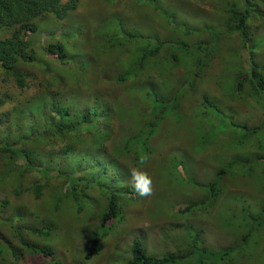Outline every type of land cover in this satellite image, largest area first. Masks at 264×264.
Wrapping results in <instances>:
<instances>
[{
	"label": "rangeland",
	"instance_id": "rangeland-1",
	"mask_svg": "<svg viewBox=\"0 0 264 264\" xmlns=\"http://www.w3.org/2000/svg\"><path fill=\"white\" fill-rule=\"evenodd\" d=\"M153 1L79 0V7L65 20L40 16L21 34L34 54L33 62H20L16 67L25 76L26 86L20 88L12 76L0 70V264H127L136 239L142 241L149 256H181L190 249L187 228L200 235L204 248L197 255L199 259L204 256L202 260L208 264H264V163L259 160L264 149L256 134L243 140L249 135L244 127L264 132V94L256 97L248 92L239 99L232 97L228 81L235 75L229 70L226 74L234 49L239 50L238 58L248 73L247 50L235 35L218 37L219 46L227 47L223 58H204L200 67L204 81L191 88L189 81L200 56L177 51L176 44L210 41L211 32L203 28L217 31L227 16V2L232 0ZM121 22L126 24V33L136 38L127 40L122 48L111 49L106 29L116 31ZM179 25L200 32L187 34ZM251 26L253 45H257L254 57L263 66L264 26ZM32 27L34 31H29ZM17 28H1L0 38L10 37ZM64 35L68 39L63 40ZM146 38L163 46L127 81H117L134 64L136 55L149 46ZM60 45L70 62L63 63L47 53L50 46ZM170 54L175 59H170ZM233 63L236 67L237 60ZM47 89L61 91L60 97L73 102L77 113L87 111L94 101L107 102L118 110L110 116L108 141L101 147L120 164L116 181L124 195L119 198L117 222L114 219L101 226L109 193L96 186L93 173L99 169L86 163L81 173L73 165L74 149L88 153L94 146L78 144L74 132L55 134L47 108L34 112L40 101L47 102ZM152 90L165 100L180 91L179 110L172 109L161 121L154 120L165 109L153 102ZM204 97L212 104L205 110L201 106ZM167 101L169 109L173 99ZM214 107L225 117H217ZM141 125L150 131L149 137L141 135L132 140L135 146L126 148L124 141L139 133ZM101 126L103 123L99 131ZM26 154L30 155L28 162ZM144 157L147 161L141 166ZM138 166L153 180L150 196L141 197L132 187L130 172ZM35 168L63 173L42 177ZM221 171L224 175L211 203L208 188ZM68 173L83 178L74 193L67 185ZM38 186L41 189L36 196L33 191ZM190 200L204 204L185 215L172 211ZM95 234L100 236V245L86 261V249ZM20 238L51 254L44 257L37 251L34 255ZM233 246L237 252L232 260L227 256L211 263L212 251ZM185 262L176 264L190 263Z\"/></svg>",
	"mask_w": 264,
	"mask_h": 264
},
{
	"label": "trees",
	"instance_id": "trees-1",
	"mask_svg": "<svg viewBox=\"0 0 264 264\" xmlns=\"http://www.w3.org/2000/svg\"><path fill=\"white\" fill-rule=\"evenodd\" d=\"M149 1L151 3H154L153 0ZM227 3L230 5L229 9L227 10V16L225 19H223L222 23L217 26L218 30H212V28L210 27L203 28L204 30L208 29V31L211 32L210 41L199 40L198 42H192V44L190 45L185 42H180V44L176 43L178 45L177 51L183 50L186 54H199L200 56V62L196 64L197 70H195L193 73V79L189 81L190 87L195 88L198 82L202 83L204 81V75L202 76L200 68L203 66L204 58H210L213 56H218L219 59L223 58V51L227 47L223 49L222 45L219 46L218 37L235 35L241 39L240 42L242 45V49L247 50L249 69L247 73V70L245 71L242 66V58H238L239 50L234 49V55L233 57L231 56V64L226 68V74L229 70L231 72L233 71L235 75V77L230 82L228 81V93L232 97H235L237 99L241 98L242 96L244 97L245 95L247 96L248 92L250 96L263 97L264 65L260 66V64L255 60L254 57V50L257 48V45H253V37H255V33L251 29V25L256 24L257 29L264 26V0H232L228 1ZM78 7L79 0H0V29L5 27H19L17 29H14L10 37L3 39L0 38V70L12 76L16 80L18 86L20 88H24L26 86L25 76L20 74L16 70V67L20 62H33L34 54L32 51V47L29 46L28 43L26 44L21 40V34H25L27 32V28H29L33 24V21L40 16L52 15L58 21L65 20L67 19L69 14L75 11ZM116 27V31L106 29V31H108L105 35L109 48H122L123 46H125L127 40L133 39V37L136 38V36H134L133 34L126 33V24L124 22L119 23ZM181 27L187 32V34H192L194 36L198 35L200 32L199 30L188 29L185 26L179 25V28ZM24 28L25 30L23 32L22 29ZM32 30L33 27L29 29V31ZM67 37L68 35H64L62 38L63 40H65ZM146 40L148 41L149 46L145 48L146 50L142 52L140 56L136 55V58H138H134V64L130 65L124 75L122 74V76L117 78V81H127L128 78L132 76V74H135L138 71V69L140 71V69L144 68L143 65L147 57L155 55L158 49L163 46L162 43L151 41L149 38H146ZM151 45H153V47ZM28 49H30V51H27ZM47 53L53 54L58 60H62L63 63L71 61V57H68V55L65 54V52L62 50L61 45L56 46V48L50 46L47 50ZM168 57L170 59H175L174 54H170ZM74 59H76V57ZM235 59L237 60L236 67L233 63ZM91 62L94 63V60H92ZM81 66L83 71L87 72L88 69L84 67V65H82V62L80 61V67ZM64 73L65 75L67 74V72ZM227 80V78L223 79V81L226 82ZM46 91H49V89H47ZM154 91L152 90V92ZM55 92L56 93H52L51 91H49L47 93L48 98L45 99L47 102H44L43 100L40 101V105L37 108H34V112L37 113V111L47 108L48 112L50 113L48 121L53 123L52 128L54 127L55 134L60 136V134L64 135L66 133L69 134V132H74L75 136L77 137L76 139L78 140V144L82 142L81 144L83 145L94 146L95 150L92 152L89 150L88 153H83L82 151H76L74 149V157L72 159V161H74L73 165H75L76 168H80L81 173L86 163H88L89 166H91L90 168L92 169H99L98 172L93 173V176L97 179L98 182L96 186L100 189V191L109 193L107 207L102 214L103 216L101 219V226H106L114 219H116L117 222L119 219L118 213L121 208L120 202H122V200H119V198L123 197L124 195V193L117 188L119 183L116 181V178L120 175L121 172L120 164L118 163L116 156H113V154L110 155L108 151L101 149V147L105 142L108 141L109 131L111 130L109 122L110 116L112 114H118V110H115L114 107L111 108V106L107 102L99 103L98 101H94L87 111L77 113L75 107L72 106L73 102L69 100H63V98L60 97L62 93L61 91ZM178 93L177 95L170 97L173 99V104L172 107L168 109L167 104L169 101H167V99L170 98H167L165 100L159 96L158 92L155 91V99L153 102L157 103L160 108L164 107L163 109L165 110L162 114L154 118V120L161 121L167 111H171L172 109L175 110L178 107V104H180ZM159 101H161L162 104ZM208 104L212 105L210 99L204 97V99H202V109H207ZM214 108L215 115L217 117H220L221 119L225 117V115H223V113H220L218 109H216V107ZM177 109L179 110V108ZM113 110H115V113L113 112ZM230 122L236 125V123H233V121L230 120ZM101 123H103V126H101V129L99 131L98 126ZM223 124H225L224 121ZM219 127L223 128V125H220ZM244 130L249 135L247 137H244L243 140L246 139L247 141L249 139L248 137L251 134H256L259 140L262 139L260 145H262L264 149V132L259 134L256 131L247 129L246 127H244ZM96 131L98 132L96 133ZM149 134L150 131L147 132L145 126L141 125V130L139 133L127 137L126 140L124 139V145L126 148L132 144L135 146L134 143L136 142L132 143V140L137 141V139H139L141 135L142 137L143 135L149 137ZM10 150L14 153L13 149ZM68 151L69 149L65 148V154H67ZM140 151L141 153L145 154L144 148H141ZM29 157V154L24 155L26 161L27 159L28 161H30ZM259 160L264 163V157ZM34 170L42 175V177H58L63 173L61 172V170L50 172L45 168H35ZM223 175L224 171H221L218 175H216V179L214 181L212 180L209 185V199H211V203L215 199V195L217 192L216 185L218 183V180ZM66 177L68 179L67 185H69L71 190L70 193L72 191L73 193L76 192V188L79 186V184L83 183V178H74L71 173H68ZM113 188L115 189V191H113ZM34 189V194L36 196L39 195L41 187L38 186ZM183 204L184 206L178 204L173 208L172 211L176 212V214L178 215H185L191 213L195 207H200L204 203L200 201L198 204H196L194 201L190 200L189 202H184ZM190 227L192 226L190 225ZM47 229L48 232H46V235L52 231V227ZM187 229L189 238L187 240L191 242V244H189L190 249L186 254L181 256L164 255L160 258L149 256L145 252L142 241L140 239H136L132 243L130 250L131 258L127 264H176L178 262L186 263L185 261L190 262L189 264H208L206 260H202L205 258L204 256L200 255L199 259L197 255L199 249L204 248V246H202L203 243H201L200 235H198L196 232H191L190 228ZM194 233H196V235ZM19 241L24 247L32 250L34 255L35 253H37V251H40L44 255V257H47V255L51 254L49 250H39L34 245H31L29 242L24 241L22 238H20ZM99 241L100 236L98 234H95L93 241H91V244L86 249V253L84 256V259L86 261L90 260V258L97 253L98 246L100 245ZM234 248L236 247H225L224 249L212 251L211 256L213 258L211 263L217 262L219 260L223 261L225 260V258H227V256L230 260H232L231 256L235 254V252H237V250H234ZM15 255L16 254L14 253V251H12V256ZM192 259L194 262H192Z\"/></svg>",
	"mask_w": 264,
	"mask_h": 264
},
{
	"label": "clouds",
	"instance_id": "clouds-1",
	"mask_svg": "<svg viewBox=\"0 0 264 264\" xmlns=\"http://www.w3.org/2000/svg\"><path fill=\"white\" fill-rule=\"evenodd\" d=\"M146 161H147V157L142 158L140 160V165L141 166L144 165ZM130 175H131L132 187L135 189L136 193L139 196L145 197L152 195L153 180L147 171L143 170L142 167L138 166L131 169Z\"/></svg>",
	"mask_w": 264,
	"mask_h": 264
}]
</instances>
